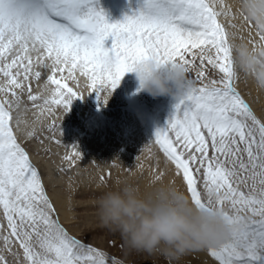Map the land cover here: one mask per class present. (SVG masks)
I'll use <instances>...</instances> for the list:
<instances>
[{"label":"snow or ice","instance_id":"obj_1","mask_svg":"<svg viewBox=\"0 0 264 264\" xmlns=\"http://www.w3.org/2000/svg\"><path fill=\"white\" fill-rule=\"evenodd\" d=\"M98 5L99 0H0V215L8 230L0 235L3 249L17 256L18 245L25 264H115L53 218L55 208L15 132L27 123V106L21 110L25 92L37 121L45 113L51 120L56 110L67 114L74 100L84 98L69 80L80 87L83 78L88 93L106 105L125 74L154 64L181 67L187 89L153 143L181 177L193 206L218 211L234 226L232 238L219 247L187 249H206L218 264H264V122L234 86V44L218 21L221 15L236 18L231 6L224 0H141L137 13L110 24ZM256 36L259 42L247 43L261 58L264 32ZM34 61L50 73L35 94L31 81L39 82L42 73L33 72ZM55 127L51 120L49 130ZM73 148L65 160L81 157ZM0 264H8L3 254Z\"/></svg>","mask_w":264,"mask_h":264},{"label":"rangeland","instance_id":"obj_2","mask_svg":"<svg viewBox=\"0 0 264 264\" xmlns=\"http://www.w3.org/2000/svg\"><path fill=\"white\" fill-rule=\"evenodd\" d=\"M224 4L231 6L236 16L235 19L223 15L218 18L229 34L230 42L234 45L243 42L251 50L253 46L247 43L248 40L259 42L254 24L249 27L248 22L240 16L238 0H224ZM140 6L141 0H99L98 5L110 24L134 15ZM230 24L237 27L233 28ZM105 47H111V39L105 41ZM34 67L33 72L38 68L43 74L39 82L31 81L35 94L39 93L37 86L43 88L50 73L47 69L36 67L35 62ZM165 71L162 69V74ZM235 71L236 90L254 115L264 122V87L259 85L255 74L238 64H235ZM209 75L213 79L219 78L215 71H210ZM190 76L196 79V72L193 70ZM83 83L77 87L74 82L68 81L69 86L84 96L88 89ZM88 94L87 91L85 97L89 101H85L86 98L74 100L67 114L63 109L56 110L55 116L51 117L56 127L51 131V120L45 113L44 118L40 117L41 120L36 123L37 127L31 128L34 136L15 132L55 208L53 218L71 237L102 251L115 264H218L206 249L192 248L183 252L157 249L148 252L130 248L119 232L102 223L98 212L99 198L118 182H132L142 189L153 181L163 182L186 196L188 193L181 177L175 175L174 166L166 162L158 146L153 143L157 129H166L168 121L175 114L178 101L173 95H150L141 89L134 72L125 74L106 105L97 99L95 92ZM22 101L21 110L27 106L36 113L27 100L26 92ZM12 126L15 131V120ZM73 146L77 147L81 157L65 160L64 157L74 151ZM160 173L164 174L162 179L155 180ZM0 223L5 225L0 235H7L6 221L2 215ZM13 251L19 255L14 256L3 249V241L0 240V254L5 256L8 264H25L23 250L15 245Z\"/></svg>","mask_w":264,"mask_h":264},{"label":"clouds","instance_id":"obj_3","mask_svg":"<svg viewBox=\"0 0 264 264\" xmlns=\"http://www.w3.org/2000/svg\"><path fill=\"white\" fill-rule=\"evenodd\" d=\"M240 16L264 32V0H238ZM236 64L255 70L257 82L264 87V57L256 58L245 43L234 45ZM166 69L162 74L161 70ZM141 89L152 96L173 95L179 100L187 86L181 67L143 66L135 73ZM102 223L121 234L133 249L180 251L190 246L219 247L233 236V225L218 211H204L171 185L153 181L143 189L124 181L104 192L98 201Z\"/></svg>","mask_w":264,"mask_h":264},{"label":"bare ground","instance_id":"obj_4","mask_svg":"<svg viewBox=\"0 0 264 264\" xmlns=\"http://www.w3.org/2000/svg\"><path fill=\"white\" fill-rule=\"evenodd\" d=\"M35 62V61H34ZM36 63V62H35ZM35 68V67H34ZM37 70H38V68H36ZM36 70V71H37ZM40 70V69H39ZM38 70V71H39ZM47 74V73H46ZM43 75V74H42ZM44 77V76H43ZM83 80V78H81V81ZM84 82V81H83ZM83 82H81V83H83ZM84 84V83H83ZM84 85H86V84H84ZM87 86V85H86ZM87 88V87H86ZM83 89V88H82ZM84 89H85V87H84ZM37 90L40 92V91H42L43 90V88H40L39 86H37ZM88 91V90H87ZM87 91L85 92V94L87 93ZM85 94H84V98H86L85 99V101L87 100V101H89L88 99H87V96L85 97ZM89 95V94H88ZM92 99V98H91ZM117 104V103H116ZM252 106L251 107H253V104H251ZM27 111L29 112V114L27 113V112H25V114H26V116L23 118L27 123L26 124H21L20 125V129H21V131H20V133L21 134H23V135H25L26 136V134H27V132H29V131H31V128H33L35 125H36V127H37V115H38V112H37V110H36V113H35V111H31V110H29V109H27ZM43 118H44V116H43ZM41 120V119H40ZM44 121V120H43ZM47 121V120H46ZM39 123V122H38ZM39 125V124H38ZM43 125V124H42ZM99 125V124H98ZM40 127H41V125H40ZM43 128V127H42Z\"/></svg>","mask_w":264,"mask_h":264}]
</instances>
